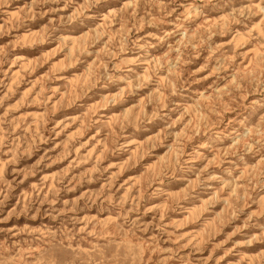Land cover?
<instances>
[{"label":"rangeland","instance_id":"obj_1","mask_svg":"<svg viewBox=\"0 0 264 264\" xmlns=\"http://www.w3.org/2000/svg\"><path fill=\"white\" fill-rule=\"evenodd\" d=\"M0 264H264V0H0Z\"/></svg>","mask_w":264,"mask_h":264}]
</instances>
